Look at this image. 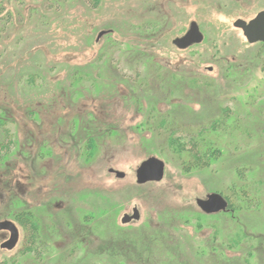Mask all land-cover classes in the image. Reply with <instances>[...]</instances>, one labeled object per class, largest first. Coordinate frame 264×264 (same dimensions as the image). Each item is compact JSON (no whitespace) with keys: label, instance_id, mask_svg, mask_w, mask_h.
I'll return each instance as SVG.
<instances>
[{"label":"rangeland","instance_id":"1","mask_svg":"<svg viewBox=\"0 0 264 264\" xmlns=\"http://www.w3.org/2000/svg\"><path fill=\"white\" fill-rule=\"evenodd\" d=\"M261 10L0 0V264H264V42L233 26ZM149 156L163 177L138 184Z\"/></svg>","mask_w":264,"mask_h":264},{"label":"water","instance_id":"2","mask_svg":"<svg viewBox=\"0 0 264 264\" xmlns=\"http://www.w3.org/2000/svg\"><path fill=\"white\" fill-rule=\"evenodd\" d=\"M233 26L241 29L247 42H264V10L259 11L253 18L244 20L237 18L233 22ZM104 31H100L97 35L99 38ZM203 35L195 21H191L187 31L180 37L173 39V44L178 48H186L187 46L201 42ZM118 177L124 176L123 172L109 169ZM164 173V162L155 156H149L142 160L135 170L136 182L143 184L150 181H160ZM198 207L206 213H214L226 208L227 202L219 193L212 192L205 195L204 198H197L195 200ZM139 212L136 207L132 209V214H123L121 218L122 223H128L131 220H137ZM0 230H7L9 237L1 244V248L12 249L16 245L19 237L18 229L15 223L9 219L0 220Z\"/></svg>","mask_w":264,"mask_h":264},{"label":"flooded vegetation","instance_id":"3","mask_svg":"<svg viewBox=\"0 0 264 264\" xmlns=\"http://www.w3.org/2000/svg\"><path fill=\"white\" fill-rule=\"evenodd\" d=\"M110 169V168H109ZM225 199V198H224ZM226 200V199H225ZM226 202H227V200H226ZM226 207H227V205H226ZM12 221V220H11ZM16 225V224H15ZM16 227H17V229H18V226L16 225ZM2 231H4V232H7L8 233V236H7V238L9 237V232L7 231V230H0V232H2ZM18 233H19V229H18ZM6 238V239H7ZM5 239V240H6ZM18 239H19V237H18ZM3 242V241H2ZM3 249H5V248H3Z\"/></svg>","mask_w":264,"mask_h":264}]
</instances>
